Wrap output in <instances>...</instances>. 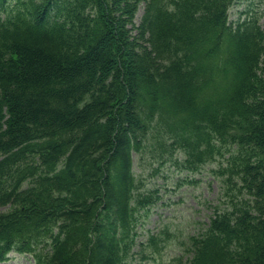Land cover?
Listing matches in <instances>:
<instances>
[{"label": "trees", "instance_id": "1", "mask_svg": "<svg viewBox=\"0 0 264 264\" xmlns=\"http://www.w3.org/2000/svg\"><path fill=\"white\" fill-rule=\"evenodd\" d=\"M233 2L0 0V261L146 257L149 140L221 183L172 264H264V30L231 21Z\"/></svg>", "mask_w": 264, "mask_h": 264}, {"label": "rangeland", "instance_id": "2", "mask_svg": "<svg viewBox=\"0 0 264 264\" xmlns=\"http://www.w3.org/2000/svg\"><path fill=\"white\" fill-rule=\"evenodd\" d=\"M143 6L137 13L139 23ZM257 17L264 30V0H234L230 8V19L242 22ZM158 150L149 140L143 144L142 152L135 154L134 170L143 182L142 192H156L157 201L149 208L148 215L140 218L138 240L143 242L145 256L139 252L129 264H172L178 257H188V237L201 231L212 212L210 206L217 204L221 188L220 179L207 164L195 174L181 172L173 163L175 155L165 153L156 160ZM181 158V155L178 154ZM155 236L159 250L148 247V238ZM0 264H35L32 256L11 252L9 259Z\"/></svg>", "mask_w": 264, "mask_h": 264}]
</instances>
